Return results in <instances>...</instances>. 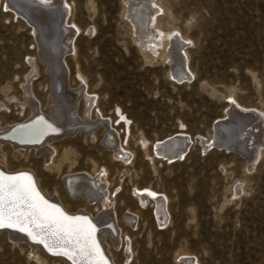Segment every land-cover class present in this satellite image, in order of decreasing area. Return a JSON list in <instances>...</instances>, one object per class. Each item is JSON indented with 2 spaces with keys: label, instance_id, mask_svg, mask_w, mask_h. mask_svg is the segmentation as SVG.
Listing matches in <instances>:
<instances>
[{
  "label": "rangeland",
  "instance_id": "obj_1",
  "mask_svg": "<svg viewBox=\"0 0 264 264\" xmlns=\"http://www.w3.org/2000/svg\"><path fill=\"white\" fill-rule=\"evenodd\" d=\"M65 1L70 5L67 19L79 28H73V50L63 64L67 85L80 94L76 117L82 114L81 93L95 99L101 116L93 110L83 118L94 125L95 137L73 128L55 140L58 157L65 158L59 174L52 168L50 178L43 176L42 159L32 154L13 159L4 142L8 167L20 162L33 168L44 188L57 192L71 209L82 203L66 197L62 178L70 173L104 175L112 211L118 217L133 215L127 231L133 256L128 249L127 264H183L181 257L192 264H264V119L248 111L234 113L231 107L235 100L264 115V0H159L162 8L155 7L156 19L148 28L160 31L164 42L176 41L178 34L187 41L192 75L180 82L169 75L168 62L144 51L130 19L135 14L123 0ZM146 2L137 0L135 6L145 12L152 7ZM17 3L0 0V129L25 116L30 104L49 109V70L32 22L36 9L28 16L23 13L29 1ZM43 17L49 18L48 13ZM50 24L54 27L53 19ZM31 63L36 74L28 96ZM23 101L30 103L20 113ZM104 127L117 141L108 148ZM180 132L214 145L190 146L174 161L154 153L156 141ZM120 144L129 148L127 160L112 154L110 148ZM142 188L166 197V220L155 215L152 199L144 205L136 200L134 190ZM89 208L98 212L93 204ZM101 243L107 251L103 236ZM116 244L113 249L119 253L121 245ZM33 253L24 239L0 230V264H38ZM45 264L66 263L45 254Z\"/></svg>",
  "mask_w": 264,
  "mask_h": 264
},
{
  "label": "bare ground",
  "instance_id": "obj_2",
  "mask_svg": "<svg viewBox=\"0 0 264 264\" xmlns=\"http://www.w3.org/2000/svg\"><path fill=\"white\" fill-rule=\"evenodd\" d=\"M9 1L14 2L16 3V5H18V0ZM28 1L29 4L24 6L27 11L23 14L29 16L33 8L36 9L32 18V22L36 25L33 27L34 34L37 40L38 48L40 49V55L44 58V60H46L45 64L48 65L49 70L50 87L47 100L49 109L47 111H44L40 107H37L35 104H30L27 108L28 110H26L27 112L25 116H23L21 119H15L10 121L7 127L0 129V173L4 175H15L24 172L31 175L38 191L46 200L49 201V203L55 204L56 206L60 207L61 209H63L64 212H66L70 216H86L92 222V224L95 225L96 241L108 264H127L126 259L129 257V255L127 254L128 249H130V253L133 256V251L130 246L131 240L127 233L131 225L130 222L133 219V215L130 213H126L124 215L121 214L118 217V215H116L115 209L113 210V213V200L110 196L109 189L106 187L108 182L107 178H105L104 175H100L99 172L96 173L94 177L92 175L84 174H67L68 172L66 173L67 175H63L64 177L62 178V184L66 197L72 199L73 201H79L80 203H82L75 209H71L69 205H67L60 198L57 192L53 191V193H50L47 191V189L44 188L40 180V175L33 168L24 167L23 165H20V162L17 164L16 167L10 168L7 165L6 159H4V157L6 156V150L2 148V143L5 142V148H8L10 150V156L13 159L17 157H22V159L25 160L29 154H32L33 157L42 159V167H44V171H46V174H43V176L50 178V171L52 168H55L56 172L59 174V167L63 159L65 158V156L58 157L57 149L53 145L55 140L69 135L73 128L80 130V132H86L90 139H94V125L89 122H85L83 118L89 117L90 111L93 110L94 112L97 111V117L98 115L101 116L97 105H95V99L91 96H88L87 92H83L82 90L81 91L83 93L81 94H83V97H81L83 98V109L81 111V118L76 117L77 115L75 116L74 107L78 97H80V94H78L76 88L72 89L67 85V76L65 72L66 70L64 68L65 56H67V54H69V52L73 50V28L79 30V28L75 26L72 21H69L67 19L69 14L68 7L70 5L65 0ZM123 1L127 6L128 10L131 9L132 14H135V16L129 18L132 19L131 21L134 23L133 26L135 27V32L139 36L138 39L140 40L141 46L144 47V51L152 57L154 56L157 59L161 57L164 61L168 62L170 66L169 75L177 81L180 82L182 80L188 79L189 75L192 74L190 73L186 62L188 60V55L186 51V44H188L187 41L184 40L180 34H176V41L164 42L165 40L163 41V37L160 31H158V34H154L153 29L151 30L150 28H148L150 24L153 23V21L156 19L155 7H158V9L160 10L162 8L159 5V0H145V2L147 1L150 4L152 3V7L149 8L148 6L145 12L141 11L142 9L140 10L139 6H135L137 0ZM44 12L48 13L49 18L44 19ZM49 19H53V21L55 22L54 27L50 24ZM76 29H74V31ZM149 29L151 31H147ZM52 30H54V32ZM50 31L52 33H48ZM31 68V72L26 76L27 85H25V93L28 96L30 95L28 84L31 82L32 77L36 74L35 65L33 63H31ZM78 78L81 82L84 80L83 76L79 73ZM33 95L34 94H32V97ZM25 103L27 102L23 101L19 104L21 105V107H19L18 109L20 113ZM231 107L233 108L234 113L236 111L237 113L239 111H248L254 113V115H256L255 117L264 119V115H262L260 111L241 106L235 100L232 101ZM49 125H51V127H49ZM216 126H219V123H217ZM261 131L264 132V126ZM102 132L104 134L103 141L107 145V148L109 146L111 147L112 145H115L117 141L115 142L114 133H112V130L109 128H105ZM261 136H263V133H260V137ZM210 144H213V142L207 143L201 138H197L194 140L193 138L180 132L170 135L169 138L156 141L154 143L153 151L160 158L162 157L168 161H174L178 158L181 159L180 157L183 158L186 150L189 149L190 146L198 148V146L202 145L208 147L210 146ZM217 145L218 144L216 142L215 146ZM110 149L112 150V154H114V157H118L119 155H121L120 159L122 160H127L130 156L129 148H127V146H123L122 144L119 145V149L115 147H112ZM62 154L64 155L65 153ZM55 158H58L57 162H55ZM66 159L68 160V158ZM95 171L92 172L95 173ZM103 171L106 173L104 168H102L101 172ZM134 194L136 200L140 203V205L147 204L148 201L152 199L153 204L155 206V215H157L158 219L160 220H166L167 212L165 202L167 201V199L164 195H159L158 193L149 188L135 189ZM91 204H93L97 208L98 212L90 211L89 206ZM89 213L91 214V218L87 216V214ZM113 214L116 215L115 220L117 222V225L120 227L121 233L119 236V242H117L118 237H116L117 231L111 224L114 216ZM123 217L125 218V223L121 222V219ZM105 223H110L107 228L103 227ZM0 230H5L10 235L17 237V239H24L32 247V249H34V253L32 255L36 259L38 264H45V254L50 255L52 257H56L57 260L62 259L63 261H65L66 264H72V261L69 260L67 256L49 252L47 249L44 248L42 244L36 243L31 240L26 233L19 232L18 230L15 231V229ZM101 235L106 240V244L109 248V251H107L109 253H107L104 245L101 243ZM116 243H119L121 245V250L119 253L114 251L113 249ZM117 255H120L122 257L121 260L118 261L115 258ZM181 260L183 264H192L189 257H181Z\"/></svg>",
  "mask_w": 264,
  "mask_h": 264
},
{
  "label": "snow or ice",
  "instance_id": "obj_3",
  "mask_svg": "<svg viewBox=\"0 0 264 264\" xmlns=\"http://www.w3.org/2000/svg\"><path fill=\"white\" fill-rule=\"evenodd\" d=\"M0 228L26 233L72 264H108L96 241L95 225L86 216H70L49 203L28 173H0Z\"/></svg>",
  "mask_w": 264,
  "mask_h": 264
},
{
  "label": "water",
  "instance_id": "obj_4",
  "mask_svg": "<svg viewBox=\"0 0 264 264\" xmlns=\"http://www.w3.org/2000/svg\"><path fill=\"white\" fill-rule=\"evenodd\" d=\"M0 229H10V228H0ZM10 230H13V229H10ZM16 231V230H15Z\"/></svg>",
  "mask_w": 264,
  "mask_h": 264
}]
</instances>
